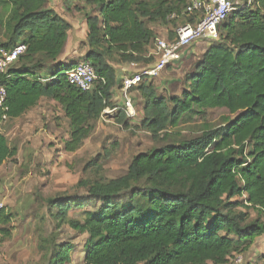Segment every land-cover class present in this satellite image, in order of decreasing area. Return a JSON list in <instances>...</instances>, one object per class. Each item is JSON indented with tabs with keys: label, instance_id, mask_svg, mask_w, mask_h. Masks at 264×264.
<instances>
[{
	"label": "trees",
	"instance_id": "1",
	"mask_svg": "<svg viewBox=\"0 0 264 264\" xmlns=\"http://www.w3.org/2000/svg\"><path fill=\"white\" fill-rule=\"evenodd\" d=\"M187 1L91 0L97 13L86 18L87 50L82 59L65 61L60 57L72 25L49 0H0L6 37L0 49L27 46L0 77L8 119L22 117L43 98L56 101L68 120L67 152L81 148L107 108H117L115 118L127 125L134 117L113 101L123 83L115 64L144 61L157 38L148 24L171 22L168 17L182 13ZM234 6L204 53L166 67L192 60L179 80L181 93L160 94L152 82L138 87L141 124L163 145L136 154L122 176L81 179L77 186L84 193L49 199L58 226L67 223L88 235L83 264H229L264 234V0H235ZM83 61L98 76L88 91L68 79ZM217 108L233 117L218 127L205 122L193 136L174 132ZM17 155L18 147L0 130V167ZM72 210L84 218L72 217ZM17 217L16 210L0 208L5 240ZM43 242L44 264L72 263L75 246L60 241L59 233Z\"/></svg>",
	"mask_w": 264,
	"mask_h": 264
},
{
	"label": "rangeland",
	"instance_id": "2",
	"mask_svg": "<svg viewBox=\"0 0 264 264\" xmlns=\"http://www.w3.org/2000/svg\"><path fill=\"white\" fill-rule=\"evenodd\" d=\"M58 1L72 7L70 12L79 29L78 33L84 35L87 15L97 13L91 0ZM181 17L169 23L153 22L148 25L155 31L157 38L173 39L178 26L188 20L186 16ZM5 39L0 29V43ZM154 47L155 41L149 47L144 61L137 66L126 63L128 65L125 67L139 73L152 66L156 63ZM85 50L87 46L81 43L74 59H82L81 55ZM193 50L196 53L192 59L198 58L201 52L196 43L187 49L185 56ZM190 61L192 60L184 59L178 66L165 68L159 76L144 79V83L152 82L160 94L181 93L179 80L190 68ZM119 65L122 64H115L119 77L125 76V70H121ZM139 86L130 93L136 107L134 118L127 119V125H124L115 118L116 110L107 112V116L97 122L95 131L75 152L64 149L68 125L61 106L54 100L43 98L32 114L0 122L1 132L11 145L18 147L16 159L0 167V208L14 209L18 213L13 224L7 226L13 229L12 237L5 240L0 231V264H44L45 251L41 248L43 239L56 232L59 233L60 241H67L75 246L71 264H83L84 243L88 235L71 228L67 223L58 226L48 201L59 196L84 193L77 186L81 179H114L122 176L136 154L163 145L161 137L153 136L141 124L144 112ZM113 101L119 108L124 106V98L118 87L114 89ZM227 117H233L227 109H212L205 117L196 116L175 128L174 132H180L186 137L193 136L198 134L205 122L218 127ZM95 158H98L96 165H89ZM250 212L252 217L257 216L256 211ZM70 213L74 218H84L80 210H72ZM261 254H264V234L256 245L242 254L243 262L237 263L233 257L229 264H259Z\"/></svg>",
	"mask_w": 264,
	"mask_h": 264
},
{
	"label": "built area",
	"instance_id": "3",
	"mask_svg": "<svg viewBox=\"0 0 264 264\" xmlns=\"http://www.w3.org/2000/svg\"><path fill=\"white\" fill-rule=\"evenodd\" d=\"M254 1L246 0L248 4H252ZM234 2L235 0H188L182 13L174 12L168 17L171 20H179L182 18L181 16H186L188 20L178 26L176 36L173 39H155L153 51L156 56V63L144 71L126 75L123 78L121 87L124 98L123 109L129 117L136 115L135 103L130 95L132 89L141 85L144 79H153L159 76L170 63L181 60L193 43L202 39H217L219 25L234 10ZM26 50L25 44H19L12 49H0V77ZM68 79L72 85L88 91L94 87L98 76L93 65L83 61L69 71ZM7 97V89L0 81V111L4 120L8 119ZM109 111V109L104 110V112ZM235 261L237 263L243 262L244 256L242 254L237 255Z\"/></svg>",
	"mask_w": 264,
	"mask_h": 264
},
{
	"label": "crops",
	"instance_id": "4",
	"mask_svg": "<svg viewBox=\"0 0 264 264\" xmlns=\"http://www.w3.org/2000/svg\"><path fill=\"white\" fill-rule=\"evenodd\" d=\"M49 6L50 7H52L55 11H57L62 17H64L67 21H69L70 23H71V25H72V28L70 29V31H69V33H68V40H67V44H66V46H65V49H64V52H63V54L61 55V57H60V60H65V61H69V60H75L74 59V57L73 56H75V54H77L78 53V47L80 46V44L81 43H83V41H85L86 40V38H87V33H88V26H87V19H86V22H85V26H87L86 27V29H85V33H84V35H80V33H78V30L79 29H77L76 28V23H75V21H74V19L72 18V16H71V12H70V9H72V7L71 6H65V5H63V4H60L59 3V1L58 0H55V1H51V0H49ZM169 37H170V35H169ZM170 39V38H169ZM196 43V45L198 46V50H200V54H202V53H204L205 52V50L209 47V45H210V43H211V41H210V39H206V40H204V39H202V40H199V41H197V42H195ZM197 49V48H196ZM86 52V50L84 51V53ZM83 53V54H84ZM193 54H195L196 53V51L195 50H193V52H192ZM82 54V55H83ZM81 55V56H82ZM155 56V55H154ZM156 57V56H155ZM126 65H128V64H122V65H119V67L121 68V70H125V72H126V75H130V74H134V73H136L135 71V69H131V68H126L125 66ZM130 65L131 66H137L138 65V63H130ZM125 75V76H126ZM125 76H121L122 77V79L125 77ZM120 77V78H121ZM115 101V100H114ZM117 106V105H116ZM37 107V106H36ZM35 108V107H34ZM34 108H32L31 110H29L28 112H26L23 116H25V115H30V114H32L33 113V109ZM107 109H109L110 111L109 112H113V111H115L117 108H114V109H112V108H107ZM106 110V109H105ZM113 110V111H112ZM107 112H103V117H105V116H107ZM22 116V117H23ZM102 117V118H103ZM21 118V117H20ZM101 118V119H102ZM16 119H19V118H16ZM66 121L68 122V120L66 119ZM68 137H69V134H68ZM67 137V138H68ZM260 237H262V236H260ZM260 237H258L256 240H255V242H254V244L253 245H256V243L259 241V238ZM253 247V246H252ZM251 247V248H252ZM262 255V254H261Z\"/></svg>",
	"mask_w": 264,
	"mask_h": 264
}]
</instances>
